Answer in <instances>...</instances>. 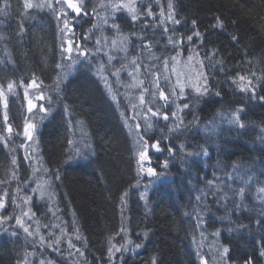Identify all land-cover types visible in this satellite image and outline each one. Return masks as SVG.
<instances>
[{"label":"trees","instance_id":"trees-1","mask_svg":"<svg viewBox=\"0 0 264 264\" xmlns=\"http://www.w3.org/2000/svg\"><path fill=\"white\" fill-rule=\"evenodd\" d=\"M170 1L175 16L180 15L185 20L181 22L182 29L171 34L193 36L192 49L209 71L210 78L206 80L209 93L195 96L193 108L182 116L185 134L176 135V142L170 143L174 132L161 126L160 121L159 126L145 132L149 138V159L143 162L145 172L140 175L132 145L117 120L120 113L113 112L93 81L80 75L81 71L70 75L62 81L59 94L68 101L70 109L86 119L92 140L84 148L75 144L68 149L65 147L68 132L55 118L50 122L51 116L44 130L39 131L40 158L49 170V176L44 174L42 177L50 181L49 189L55 192V200L49 209L60 214L61 225L70 220L67 214L70 209L77 228H85L86 232L79 233L78 239L85 240L81 234H86L87 246L95 254L92 264H108L110 248L104 241L109 242L112 238L110 232L116 225V212L124 211L116 207L120 201L115 203L118 193L133 174L141 177L140 187L144 190L148 187L150 203H137L135 211L143 213L150 228V238L141 244L143 250L139 254L114 256L117 260L119 258L124 264H151L155 257L157 264H224L218 249L227 247V264H245L249 258L254 264H264V257L260 256L264 224L256 223L258 219H264V203L261 202L264 194L258 191L264 186V101L258 99L264 96V0ZM26 2L38 4L40 0H0V194L8 193L6 204L11 202V196L15 201L19 199L12 194V186L19 191L23 182L21 167L11 161L16 160L10 149L12 136L5 133L6 125L10 124L13 135L17 134L12 121L23 115L21 87L36 81L45 91L52 92L56 71L65 66L62 62L66 57L56 25V13L44 5L25 8ZM84 4L87 11L93 12L92 0H84ZM148 4L155 8L152 0H142L138 7ZM95 9L96 15L86 14L85 21L89 23L86 30L74 29L76 41L80 42L79 61H86L92 57L91 52L100 51L86 36L94 32L92 26L97 23V18L101 20L96 5ZM217 17L223 22L222 27L217 25ZM102 24L101 20V28ZM196 31L201 33L200 37L194 34ZM82 35L86 41L81 39ZM218 72L231 80L226 90L214 85ZM240 76L246 77L245 84L252 80L257 99H253L250 92L239 90ZM9 83L13 84L11 90ZM216 92L220 95H215ZM159 103H151L153 109L160 107ZM241 108L244 110L238 112ZM189 114L192 120L187 119ZM234 114L239 115L244 128L231 122ZM161 122L165 121L162 119ZM193 128L209 132L206 147L193 145L187 139V132ZM179 132H182L181 128ZM157 140L163 149L160 152L150 147L152 141ZM181 144L184 149L180 148ZM168 147H173L175 152L169 154ZM204 151L207 156L203 155ZM166 160L167 168L163 166ZM13 168L18 170L14 178ZM148 168L155 169L158 175H148ZM216 172H222L226 177L221 181L213 179ZM249 176L252 180L245 185ZM209 181L213 184L209 185ZM223 182L221 187H216ZM242 186L245 187L244 197H235L231 189L238 190ZM34 202L36 204L37 200ZM42 203L46 208V201ZM65 229L69 231L70 228ZM0 264H13V255L4 245L0 246Z\"/></svg>","mask_w":264,"mask_h":264},{"label":"bare ground","instance_id":"bare-ground-1","mask_svg":"<svg viewBox=\"0 0 264 264\" xmlns=\"http://www.w3.org/2000/svg\"><path fill=\"white\" fill-rule=\"evenodd\" d=\"M106 0H92L94 5L98 8V11L101 15L100 19L102 17H109V21L112 22L111 17L109 16V12L106 11L104 8L100 7L101 3L105 4ZM155 3V8H152L153 16L149 17L147 15L141 16L140 19H138L135 23H133L130 19L129 14L126 11H122L116 14V23L119 24V30L115 29L117 32L123 37L127 38V51H125V54L117 53L116 55H110L109 53L105 55V47L101 46L100 43L97 44V40H100V36L102 34L105 35L107 33L106 31H102L100 25L101 21L97 18V23L95 24L96 27L92 28L94 29V32L91 33V35H86L88 39H90L92 42L96 43L97 46L100 49V52L97 51V53H94V55L91 57L94 59L92 62L89 61H76L77 65L73 68V66H69V62L66 57L65 60L62 62L64 67L56 71V78H58V82L60 83V86L62 84V81L70 78V75L74 74L78 70L81 71L80 75H85L87 78L91 79L97 89H99L100 94L104 97L105 101L110 105L113 112L120 113L122 110L129 111L128 109L131 107V100L134 101L135 99H139L140 95H144L145 100L148 102L151 101H158L159 104H163L162 101L158 99V91L156 89V84L158 83L160 87L164 88L166 92L171 93V85H170V73L166 70L169 66H173L175 64L171 56L175 57L177 60H181L183 62H190L189 56L193 57L195 60V63L197 62L198 69H200L202 73V78H206L208 80L209 77V71L205 69V66L200 58H197L196 53L193 51L192 43L186 40V36L182 35H175L171 34L174 30H180L182 29V23L185 22V20H182V16L176 15L174 13L175 18L181 20L182 23L180 24H173L172 22L168 21V4L171 3L170 0H152ZM92 6V8L95 6ZM140 6V5H139ZM60 13V12H59ZM163 13V16L161 15ZM86 15L81 14L76 17V19L72 23L73 31L75 34V28L78 29H84L86 30L87 27H89V23L85 21ZM102 20V19H101ZM163 21V23H161ZM126 23V24H125ZM112 24V23H110ZM125 24V28H124ZM110 28L111 26H106L105 28ZM103 28V27H102ZM165 28L169 29V31H165ZM111 31L108 34V36L111 35ZM172 37L176 41L175 44L169 42V38ZM183 37V43H180V38ZM81 39L83 41H86L85 36L82 35ZM85 52V51H83ZM112 57L111 61H109V57ZM98 58V59H95ZM135 59L136 65H131L130 62ZM67 60V61H66ZM165 60L168 61L167 65H165ZM172 64V65H170ZM61 67V66H60ZM48 68V67H47ZM117 70L118 74H117ZM48 69L44 71V73H47ZM78 73V72H77ZM76 73V74H77ZM123 73L127 76V78L123 76H120L119 74ZM217 78L214 80V85L221 90H226V86L230 85L231 80L227 79L226 77L223 78L220 73H215ZM158 77V79H157ZM55 81V80H54ZM49 83V82H48ZM26 86V85H25ZM22 86V87H25ZM21 87V88H22ZM144 89H148L147 92L144 91ZM54 90V89H53ZM23 91V89H22ZM153 92H157V96L154 98L152 96ZM196 93V92H194ZM193 92H189L190 98L183 99L182 103H189L190 108L185 109L181 114L179 115L181 118L183 115H186L189 113V111L193 108L195 104V96L197 94H194ZM194 94V95H193ZM20 98L23 99V92H19ZM122 97V98H121ZM124 98H127V104L124 102ZM155 99V100H154ZM123 101V103L121 102ZM154 102H152L154 104ZM21 107H24V102H21ZM125 107V108H124ZM43 109L45 110L44 115L40 114V111L37 110L39 113H35L32 111H29L27 109H24L22 111L21 117L19 119L12 121V123L15 125L17 134L16 136L13 135V127L11 125V131L8 129L5 130V133L11 134V146L10 149L13 152L16 157V166L18 165L21 167L20 174L23 177L25 175L26 177L30 176L33 177L36 173L39 176H43L44 174L48 175L49 170L48 166L45 163L44 160L40 158L41 153V142L39 138V131L44 130L45 124L47 122V119L49 116L51 118L49 119L50 122L56 119L58 125L62 126L66 133V139L65 142L67 144L68 149L75 147L74 145L79 144V148H84L88 146V143L91 142L92 138H90V135L88 133L89 125L86 122V119L81 116L80 114H76V111L69 108V103L67 100H64V98L57 93H54L52 99L50 98V101H46V103L43 104ZM169 111H175V104H172ZM136 113V112H135ZM54 115V117H52ZM116 116V115H115ZM132 117L129 118V115L123 116L121 118L117 117V120L122 128V131L125 135V138L128 140V142L132 145L133 154L135 155L136 161L137 156H139V152L142 150L141 148H138V137L141 139L143 137L144 140H147V134H145V121L143 120V117H136L130 114ZM55 118V119H54ZM150 118V117H149ZM154 119V118H153ZM188 120H192L193 117L191 114L187 116ZM133 120V121H132ZM160 120H155L153 126H166L167 128H173L174 123H179V120H173L172 118L169 119V121H165L162 123ZM48 122V125L50 124ZM132 122H136L137 125H139V131L136 130ZM5 124V123H4ZM3 124V125H4ZM32 124L36 128L35 133V143H36V153H37V160L34 162L31 158L27 157V153L25 154V141L23 140L25 136V128L26 125ZM122 124V125H121ZM192 124V123H190ZM82 126V127H80ZM81 129L83 131V134L80 136V138L76 139L72 136L73 129ZM23 131V132H22ZM147 131H150L148 129ZM185 132L182 130V132L176 131L174 132V137L171 138L173 141L169 140L170 143L174 142V138L176 135L182 136ZM138 135V136H137ZM209 132L205 129H196L193 128L187 132V139L189 138L191 141V144L195 145H202L204 147L208 144V137ZM42 137V135H41ZM73 137V138H72ZM152 137V136H151ZM179 140H182L180 137ZM142 141V140H141ZM143 142V141H142ZM176 142V141H175ZM174 144V143H173ZM211 145V144H210ZM149 148V147H148ZM88 149H91L90 146ZM131 154V153H130ZM19 158V159H18ZM13 161V160H11ZM73 163V162H72ZM70 163V165L72 164ZM13 164V163H12ZM150 166H153V164H150ZM9 168V167H6ZM219 171V170H214ZM18 175V170L13 168L12 170V176L13 178ZM49 176V175H48ZM46 177V176H45ZM226 176L222 172H216V175H214L213 179H219L218 181H221ZM139 178L140 176L136 177L132 174L131 178L129 179L127 185L123 187L120 190V193L117 195L116 203L120 201L119 204L116 205V207H120L124 211H118L116 212V225L113 231L110 232V235L112 234V238L109 240V242L104 241V245L107 246V248H112V251L115 255H111V259L108 257L107 262L108 264H124L120 261L119 258L124 256H132V254H139L143 250V246L141 245L138 249H132L135 248L136 244H142L144 242H147L150 238V228L146 225V220L143 216V213L141 211H135L137 208L136 204L140 203L141 205L146 204L147 202L150 203V200L147 197V191H144L143 187H140V183L142 182ZM24 181H26V178H23ZM60 180V179H59ZM139 181V183H137ZM135 182L137 183L136 185ZM46 185L50 184V181L45 180ZM155 184V183H154ZM216 184V183H215ZM225 182L220 183L219 186L221 187ZM142 185V183H141ZM132 188H128V187ZM49 187V185H48ZM4 193V192H3ZM2 193V194H3ZM126 193V195H125ZM0 194V195H2ZM51 197L53 198V202L55 200V192H50ZM143 195V198H142ZM123 197V199H121ZM9 199H11V202L7 204V209H4L2 211V214L0 216H8L11 215V217H17V212L15 210V204L16 202L14 200V196H11ZM121 199V200H120ZM47 202L48 200L45 199ZM43 201H37V203L33 205L34 208H36L38 217L42 219L43 223H46L47 226H52V224L55 220L53 218H57V220L60 219V214H57V212H54V215L52 216V221L49 223V220L45 218V216H42L43 211L46 210L44 207ZM128 206V209L126 207ZM126 209V210H125ZM132 211H135L133 215L131 214ZM65 213L64 211H61ZM50 214V211H49ZM67 214L70 218V220L66 221L63 227L70 228L68 231V235L65 234L64 238L61 240L60 243V249L57 252V259L60 261V264H92V258H95L94 253H91L92 251L89 250V246H87V237L85 233L81 234L82 237L85 239H78L79 233L82 231H85V228L81 226L80 228H77V225L75 224L74 216L72 214V211L67 209ZM136 215H139L137 218ZM13 219L7 220L6 222L0 223V246L4 245L5 248H9L12 255H13V264H23L25 258L24 254L32 250V247H29L27 244V238L25 236L26 233L22 231L21 229H18L16 232L13 230L12 225H9V222H13ZM78 223V222H77ZM80 224V223H79ZM121 229H124V231H121ZM12 230V231H11ZM16 230V229H15ZM56 230V229H54ZM5 232L7 234H5ZM147 232V236L144 235V233ZM15 233V235L13 234ZM78 239V240H77ZM107 238H105L106 240ZM194 239H196L194 235ZM83 241V242H81ZM131 241V243H129ZM197 241V239H196ZM72 243L74 247L69 246V244ZM71 244V245H72ZM66 245V247L64 246ZM75 245L77 248H75ZM126 247V250L124 248ZM48 247H46L47 249ZM121 249V251H116V249ZM49 251V249H47ZM79 250V251H78ZM52 251H55V248L52 249ZM119 257L118 260L116 257Z\"/></svg>","mask_w":264,"mask_h":264},{"label":"rangeland","instance_id":"rangeland-1","mask_svg":"<svg viewBox=\"0 0 264 264\" xmlns=\"http://www.w3.org/2000/svg\"><path fill=\"white\" fill-rule=\"evenodd\" d=\"M73 2H78V0H73ZM33 4H37L36 2H32ZM51 3L53 5V11L56 13L55 14V19H56V25H57V29L59 32V36L60 39L62 40V43L64 45V53L66 54V59L68 61H70L69 66H73V68L77 65L76 61H79V55L77 53L80 54L79 52V41H76V37L73 31V27H72V23L73 21L76 19L77 15L75 13H73L71 11V9L67 8L66 4H60V3H56V0H40V3L38 2V4L40 5H44V7H48L47 5ZM137 6H139V4L142 3V0H136ZM95 6V5H94ZM64 8V10L68 13L67 15V19L69 22V27L67 29H64V22H63V17H61L60 15V9ZM93 9V8H92ZM57 10V11H55ZM51 12V10H50ZM54 14V13H52ZM87 14L89 16H93L96 15L94 12H89L87 11ZM99 15H102L99 13ZM101 21V20H100ZM111 26L112 24L107 23V24H102L103 28L102 31H106L107 33H109L110 31H116L115 28H113L112 26L110 28H105L106 26ZM61 29H64L63 31H61ZM105 33L102 34L100 36V45L105 47V55H107L108 53L110 55H116L117 53L121 54H125V51L121 49L120 46V41L122 38H124L122 35H120L117 32H112L110 36H108V34ZM115 40L117 43L116 45L112 44V41ZM71 42V43H69ZM127 43V42H126ZM125 43L124 47L127 49V44ZM97 46V44H96ZM71 48V51H67V49ZM100 52V51H99ZM95 53V51H93V53L91 52V55L93 56ZM173 58V56H171ZM95 59H98L95 57ZM66 60V61H67ZM94 59L89 58L86 61L92 62ZM175 64L173 66H169L168 68H166L167 71H169V75H170V85H171V89L174 88L176 86V82L177 80H179L181 83L185 84V95L183 98H178L176 99V103H181L183 99H188L190 98L189 96V92H196L195 88L193 87V85L196 84H201L203 83V78H202V73L200 71V69H198V65L197 62L195 63L194 58L188 63V62H183L181 60H177ZM59 65V64H58ZM133 65L130 62V66ZM172 65V64H170ZM60 69V68H58ZM120 76H123V73L119 74ZM125 78H127L126 75H124ZM128 80V78H127ZM34 82V83H33ZM30 84L26 85L25 87H22L23 89V102H24V109L29 110V108L31 107V111L35 112V113H39L37 112L40 111V114L44 115V111L41 110V107H43V104L46 103V101H50V98L52 99L54 93H57L59 95V89H60V83L58 82V78L55 79L54 81V85H53V91H45L44 88H42L40 85H38L36 83V81H33ZM197 94V93H196ZM41 97H43L41 99ZM122 98V97H121ZM124 102H126L127 104V98H124ZM155 100V99H154ZM151 102H147L145 104H140L139 99H135L134 101L131 100V107L128 109L129 111L127 112L125 109L122 110V112H120V118L123 116H127L129 115V118L132 119V117L130 116H138V117H143L144 121L146 118H149L152 120L153 124L155 120H162V118L159 117H151V114L147 112L148 107H152ZM162 103H164L162 101ZM172 106V105H171ZM125 108V107H124ZM154 108V107H153ZM155 111V109H153ZM169 111V110H166ZM136 112V113H135ZM181 113H178V115H180ZM154 118V119H153ZM8 119H6L7 122ZM133 121V120H132ZM132 124L135 127L136 130V134L137 131H139V127H137V123L136 122H132ZM178 124V123H176ZM6 128L9 130L11 128L10 124L6 125ZM12 129V128H11ZM184 129V125H181V130ZM31 131V139H29L26 136L24 137V141H25V154L27 153V157L31 158L34 162H36L37 160V153H36V143H35V133L36 132V128L34 126V128L30 129ZM72 136L75 137L76 139L80 138V136L83 134V131L81 129H73L72 130ZM23 132V131H22ZM69 135V134H68ZM138 136V135H137ZM72 137V138H73ZM143 142L141 141V139H139L138 137V148H141V144ZM152 143H154L152 141ZM151 143V144H152ZM150 144V145H151ZM144 161H141L139 159V156H137V163L140 167L139 172L140 175L142 172H145L144 169H142V164ZM144 175V174H142ZM22 177V176H21ZM23 178H26V181L23 180L22 182V186L20 188L19 191H17L18 189L16 188V186H12V194L15 195L17 197H19V199H17L16 202H14L15 204V210L17 212V217L22 218L23 222H24V226L29 228V231L31 233H33L32 235H29L28 233L25 234L26 238H27V244L29 247H32V250H30L29 252L24 254V262L23 264H41V262L43 261L44 264H60V261L56 260L57 257V252L60 249V243L61 240L64 238V235L67 234L68 235V231L65 229V227H63L60 222L57 220V218H53V220H55L52 224L51 227L47 226L46 223H43L42 219L38 217L37 214V209L33 207V202L34 201H46L45 199L48 200L47 203V211H43L42 216H45V218L47 220H49V223L52 221V216L54 215L55 210L53 208H50L53 202V198L51 197V190L49 189L48 185H46L45 183V179L42 176H39L37 173L33 176V177H26L25 175H23ZM148 187L144 190L147 191ZM7 204L5 205L4 209H7ZM4 209H0V215L2 214V211ZM50 211V214H49ZM24 212H28L29 215L28 216H24L23 213ZM11 216V215H8ZM15 217V216H14ZM9 225H12L13 230L16 232L18 229H21L22 231L23 228L20 227L19 225L16 224V220L14 218V221L11 223L9 222ZM16 229V230H15ZM56 229V230H54ZM12 231V230H11ZM3 231H0V233ZM25 233V232H24ZM5 234H7L5 232ZM41 237H43V240H41ZM58 241V243H57ZM72 244V243H71ZM73 245V244H72ZM66 247V245H64ZM70 246V244H69ZM46 247H48L47 249L51 250L53 248H55V251H48L46 249ZM56 248H57V252H56ZM75 248H77V246L75 245ZM132 249H138V248H132ZM115 255L112 251V256Z\"/></svg>","mask_w":264,"mask_h":264},{"label":"snow or ice","instance_id":"snow-or-ice-1","mask_svg":"<svg viewBox=\"0 0 264 264\" xmlns=\"http://www.w3.org/2000/svg\"><path fill=\"white\" fill-rule=\"evenodd\" d=\"M56 3L66 4L67 8L71 9V11L73 13H75L77 16H79L81 14H84V15L87 14V9L85 7L84 0H78V2H73V0H56ZM47 6L49 8H53V5L51 3H49ZM33 7H43V5L33 4V3H30V2H26L25 3V8H29L30 9V8H33ZM100 7L104 8L106 11L109 12V16L112 19V25L111 26L113 28L117 29V30H119V24L116 23V14L119 13V12L126 11L129 14L130 19H131V21L133 23H135L138 19H140L141 16H144V15H147L149 17L153 16V12H152V8H151L150 4L145 5L143 8H139L137 6L136 0H108L107 4L101 3ZM168 9H169V13H168V17H167L168 21L172 22L173 24H177V25L180 24L181 21L179 19H176L175 16H174V8H173V5L171 3L168 4ZM95 11H96V9L93 8V12H95ZM60 15H61V17L64 18L63 19L64 29H67L69 27V22H68V19H67L68 13L64 10L63 7L60 9ZM161 15L163 16V13H161ZM101 19H102L104 24H107L108 21H109V17H107V16L106 17H102ZM161 23H163V21H161ZM192 24L195 27L196 21L193 20ZM217 25L221 26V27L223 26V22L219 19V17H217ZM93 27H96V25H93ZM64 29H61V31H63ZM165 31L167 32V31H169V29L165 28ZM194 34L197 37L201 36V33L199 31H196ZM183 39H184L183 37L180 38V43L181 44L183 43ZM186 39L189 42H191L193 40V36L192 35H188ZM233 39H236V37L234 36ZM126 41H127L126 37L122 38L121 41H120L121 49L124 50V51H127V49L124 47ZM169 42L173 43V44L176 43V41L174 39H172V37L169 38ZM69 43H71V42H69ZM99 43H100V40L98 39L97 40V44H99ZM116 43L117 42L115 40L112 41L113 45H116ZM67 51H71V48L67 49ZM82 54L86 55V53H82ZM111 59H112V57L110 56L109 57V61H111ZM172 59L175 60V57H173ZM188 59L192 60L193 57L189 56ZM131 63L133 65H136V60L133 59L131 61ZM164 63H165V65H167L168 61L165 60ZM118 71L119 70H117V74H118ZM254 75L255 74H253V76ZM157 79H158V77H157ZM239 80L241 81L239 90L241 92H250L251 93V97L253 99H257L256 93H255V87L253 86L252 80H247L246 84L244 83V81L246 80V77L240 76ZM235 82L236 81L234 80L233 83H235ZM12 87H13V84L9 83L8 84V89L11 90ZM193 87L195 88L196 93L198 95H200V96H204V95L209 93V88H208V85H207L206 78L203 79V83L193 85ZM156 89L158 91V99L160 101H163L164 103L160 107H157L155 109V111L153 110V107H148L147 112L151 114V117H159V118H162L164 121H169L170 118H172L173 120H179V123L176 124L175 127L169 128V132L179 131L180 128H181V125H183L184 121L178 115V113H181L185 109H189L190 108V104L187 103V102L182 103V104L181 103H176V99L183 98L184 95H185V84H183L179 80H177L176 86L172 89L171 93L166 92V90L164 88L160 87V85L158 83L156 84ZM144 91L147 92L148 89H144ZM215 95L219 96L220 93L216 92ZM152 96L155 98L157 96V92H153ZM42 98L43 97H41V99ZM258 99L261 100V101H264V96H260V97H258ZM139 102H140V104L147 103V101L145 100V97H144L143 94L140 95ZM172 104H175V109H176L175 111H162V109H170ZM41 110L44 111L43 107H41ZM243 110L244 109L241 108V109L238 110V112H242ZM29 111H31V107L29 108ZM6 119H7V116L5 115V120ZM231 122L237 124L240 128H244L245 127V125L240 121V118H239L238 114H234L233 115ZM137 127H139V125H137ZM152 127H153L152 120L150 118H146L145 119V131H147L148 129H151ZM32 128H34V125H32V124L26 125V128H25L24 135L26 137H28L29 139H31V131H30V129H32ZM9 131H11V129H9ZM141 140L143 141V143L141 144V149L142 150L139 152V159L141 161H146V160L149 159V156H148L149 144H148L147 140L143 139V137H141ZM150 147L152 149H155V151H157V152H160V151L163 150L161 148V143H160L159 140H157L156 142L152 143L150 145ZM180 148L184 149V145L181 144ZM167 151L169 152V154H173L175 152V149L173 147H168ZM189 154L191 155V153H189ZM203 155L207 156L208 155L207 151H204ZM12 163L13 164L16 163L15 159H13ZM163 166L165 168H167V166H168V161L167 160L164 162ZM237 171H239L238 168H237ZM147 173L150 176L158 175L156 170L153 169V168H148L147 169ZM231 178L232 177H229V179H231ZM241 179H243V177H241ZM251 180H252V177L249 176L248 179L244 181V184L245 185L249 184L251 182ZM137 183H139V181ZM208 183H209V185L213 184L212 181H209ZM216 187L219 188V185H216ZM231 191L233 192V195L235 197L243 198L244 194H245V187L242 186L238 190L231 189ZM258 191H259V193L264 194V186H261L258 189ZM212 194L216 195L215 192H213ZM125 195H126V193H125ZM7 198H8V193L7 192H4L2 195H0V209H4L5 208ZM142 198H143V195H142ZM121 199H123V197ZM197 199L199 200L200 197H197ZM261 202L264 203V197L261 198ZM238 206L239 205H237V207ZM23 215L24 216H28L29 213L28 212H24ZM13 218H15L16 224L19 225L20 227H22L25 233H28L29 235L33 234V233H31L29 231L28 227L24 226V222H23L22 218H20V217L0 216V223L6 222L7 220H10V219H13ZM256 223L258 225L264 224V219H258L256 221ZM121 231H124V229H121ZM13 234L15 235V233H13ZM144 235L147 236L148 235L147 232H145ZM41 240H43V237H41ZM57 243H58V241H57ZM129 243H131V241H129ZM70 246L74 247V245H71V243H70ZM135 247L136 248H140L141 244H136ZM124 250H126V247L124 248ZM116 251H121V249L118 248V249H116ZM228 253H229V248H227V247H223L222 250L218 249L219 258H220V260H222L224 262V264H227ZM111 255H112V249L110 248L109 249V258L110 259H111ZM260 256L264 257V244L261 245ZM202 260H203V258H202ZM41 264H44V262L42 261ZM151 264H157V259L155 257L152 258ZM245 264H254V262H253V260L251 258H249V259H247L245 261Z\"/></svg>","mask_w":264,"mask_h":264}]
</instances>
